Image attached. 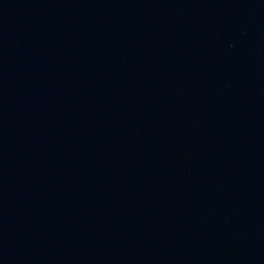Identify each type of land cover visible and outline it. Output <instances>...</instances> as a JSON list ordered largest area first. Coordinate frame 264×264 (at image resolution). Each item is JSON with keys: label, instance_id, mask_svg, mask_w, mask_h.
Returning a JSON list of instances; mask_svg holds the SVG:
<instances>
[{"label": "water", "instance_id": "95a60500", "mask_svg": "<svg viewBox=\"0 0 264 264\" xmlns=\"http://www.w3.org/2000/svg\"><path fill=\"white\" fill-rule=\"evenodd\" d=\"M0 264H264V0H0Z\"/></svg>", "mask_w": 264, "mask_h": 264}]
</instances>
